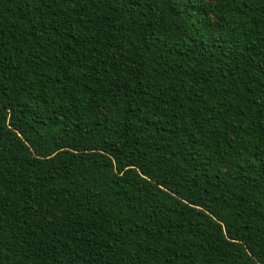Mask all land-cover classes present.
Returning a JSON list of instances; mask_svg holds the SVG:
<instances>
[{
    "label": "trees",
    "instance_id": "1",
    "mask_svg": "<svg viewBox=\"0 0 264 264\" xmlns=\"http://www.w3.org/2000/svg\"><path fill=\"white\" fill-rule=\"evenodd\" d=\"M0 264H264V0H0Z\"/></svg>",
    "mask_w": 264,
    "mask_h": 264
}]
</instances>
